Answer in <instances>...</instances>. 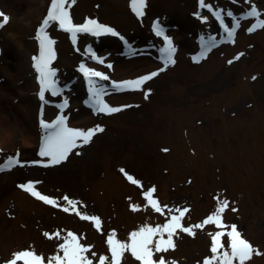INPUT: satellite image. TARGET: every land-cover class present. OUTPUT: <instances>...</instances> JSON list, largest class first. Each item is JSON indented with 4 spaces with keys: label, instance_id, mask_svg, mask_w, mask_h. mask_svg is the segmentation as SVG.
Instances as JSON below:
<instances>
[{
    "label": "rangeland",
    "instance_id": "1",
    "mask_svg": "<svg viewBox=\"0 0 264 264\" xmlns=\"http://www.w3.org/2000/svg\"><path fill=\"white\" fill-rule=\"evenodd\" d=\"M204 2L221 12L227 28L239 21L234 42L226 40L220 21L208 8L200 7L199 0H146L142 17L132 11L130 0H75L68 9L74 24L95 19L118 35L77 33L74 44L70 33L50 22L45 29L55 41L50 67L60 91L58 95L46 91L42 101L33 57L39 55L37 29L51 0L45 4L0 0V13L9 17L0 27V121L10 134L3 146L0 142V165L9 158L19 161L11 170L0 172V264L14 252L28 249L42 255L47 264L63 240L54 235L49 239L44 233L58 231L61 236L71 231L82 238L80 243L91 246L86 255L93 264H98L101 255L110 258L109 233L114 231L116 239L127 242L132 231L145 224L162 225L170 218L167 209L162 215L146 206L143 193L151 187L161 206L189 209L182 219L185 227L212 214L215 198L226 199L229 207L222 214L223 224L236 225L243 238L262 253L254 254L246 264H264V28L247 30L257 20L247 17L252 6L264 20V0ZM202 14L211 18V24L200 19ZM154 24L163 29L162 36L156 34ZM174 35L184 44L180 45L179 38L173 40ZM164 36L176 48L175 62L167 65L162 58L167 55L162 51ZM14 42L21 47H13ZM204 46L209 50L201 57ZM138 54L151 60L117 77L107 69L111 56ZM197 57H201L198 62ZM99 61L104 67L99 71L109 79L91 80L103 90V102L122 108L119 112L93 113L89 79L79 69L83 64L94 70ZM153 72L158 74L139 89L114 87ZM25 105L32 108L28 115ZM58 116L65 117L69 128L99 126L104 130L88 144L78 141L80 146L60 164L44 166L48 158L39 152L47 135L41 133L47 129L41 121L51 124ZM31 122L36 124L38 142L31 137ZM24 135L30 137L27 147ZM121 169L143 188L131 183ZM29 181H39L36 190L61 206H67L64 196L79 201L80 212L100 218V230L74 211L45 204L19 187ZM132 205L140 210L133 211ZM220 230L214 224L194 229V236L177 230L175 250L155 253L153 259L163 256L176 264H202L212 255L209 233ZM221 239L227 247V237ZM122 264L140 262L125 252Z\"/></svg>",
    "mask_w": 264,
    "mask_h": 264
},
{
    "label": "snow or ice",
    "instance_id": "2",
    "mask_svg": "<svg viewBox=\"0 0 264 264\" xmlns=\"http://www.w3.org/2000/svg\"><path fill=\"white\" fill-rule=\"evenodd\" d=\"M75 0H51L50 6L47 10V15L42 21L41 26L37 29L36 39L39 42V55L33 57V67L38 73V82L40 84L39 97L43 101L44 94L46 91H50L52 95H58L59 89L57 88L56 81L53 79L55 76V70L50 67L51 62L55 59L54 44L55 41L52 40L45 29L50 22H56L59 28L65 32L70 33V37L75 44L77 33H90L95 36H100L103 34H111L113 36L118 35L112 28L100 24L95 19L86 18L83 24L77 25L72 22V18L69 12V8ZM199 5L202 8H208L209 11L213 13L217 20L220 21L221 26L224 27L227 32V37L230 42L233 41L236 29L239 27V21L235 20L231 29L224 25V20L222 18L221 12L219 10H213L210 5L205 4L204 0H199ZM146 7V0H130V8L136 14L137 17H142L144 14V8ZM197 15H199L197 13ZM227 15L231 17L233 14L231 11L227 12ZM260 13L257 11L255 6H252L247 12V17L257 18L256 23H254L247 30L249 32L255 31L257 28H264V20L259 19ZM0 27H3L8 21L9 17L3 13H0ZM246 18V17H244ZM154 31L158 36L163 35V29L160 28L159 24L153 25ZM212 40L213 38H209ZM164 41L166 48L162 51L166 52L165 65L174 63L172 59V54L175 52V48L172 47L171 40L164 36ZM211 46H215L213 43ZM209 50V46H206L201 52V57H203ZM88 51H91L90 49ZM243 53L239 54L235 59H239ZM194 58L197 62L199 58ZM93 59H97L93 54ZM103 62V61H99ZM229 64L233 61H229ZM81 72L84 73L85 77L89 79V92L91 94V100L93 102L92 106L98 112H104L106 114L116 113L122 110L119 107H110L101 99L102 89H96L93 85L91 77H99L101 80H107L108 77L103 73L95 71L93 69L86 68L83 64L80 65ZM164 69H161L163 71ZM158 73L153 72L150 75L142 76L133 81H125L122 84L114 85V87L121 89H139L146 81L152 79ZM147 98V93H146ZM66 101L64 105L66 106ZM41 126L44 129H52L53 131L48 132L45 136L44 141L41 145L39 155L41 157H47L48 162L44 166H51L60 164L67 159L69 153L78 145V141H82V144H88L91 142L92 137L97 132H102L104 129L97 126L88 130H80L75 128L67 127L65 122V117L58 116L55 121L51 124L41 121ZM164 151H167L166 149ZM19 163L18 160L9 158V166H15ZM4 170L0 167V171ZM121 172H124L121 169ZM126 178L133 184H136L143 188V185L131 175L124 172ZM39 183L29 181L25 184L19 185L24 191L30 193L36 199L44 202L45 204L52 205L54 207H62L64 212L74 211L81 220L91 221L97 230L101 228V220L99 217L94 215H88L87 213H82L78 210L79 201L70 199L67 196L63 197L66 201L67 206H61L53 198L47 195L41 194L36 190L35 184ZM155 187L148 188L144 191V199L147 201L146 206H150L155 212L164 214V210L167 209L170 214V218L166 223L162 225H156L155 227L145 224L141 226L138 230L132 231L127 242L120 241L115 238V232H111L107 236L106 243L108 245V251L110 253V258L104 255L99 256L98 264H122V259L125 252H130L134 259L140 262V264H176L175 261H166L163 256L159 260H154L153 257L155 253L167 252L169 250H175L174 236L178 234L177 230L180 232L187 233L189 235H195L194 229H202L206 225L214 224L220 231L215 233H209L211 236V257H205L202 264H246L247 261L251 260L252 256L261 255L253 245L246 239L243 238L242 233L238 230L236 225H225L222 222V214L229 207V202L221 200L218 197L217 207L215 211L208 215L206 219L198 224L185 227L182 224V219L185 214L189 211L188 208H168L167 205L161 206L160 202L154 198ZM131 209L133 211L140 210L138 205H132ZM236 211V209H232ZM176 213H179L176 215ZM44 235L51 239L53 235L57 239H62L63 243L59 244L57 254L52 255L47 258V264H93V260L89 258L87 253L91 251V246H86L80 243L81 237H78L71 231H68L66 235L61 236L58 231L55 234L44 233ZM165 235L167 238L165 239ZM227 237V247L222 242V237ZM62 252V255L59 254ZM92 256H96V253H92ZM18 261H22L23 264H45V258L42 255L37 254L34 250H21L14 252L11 259L7 260L5 264H17Z\"/></svg>",
    "mask_w": 264,
    "mask_h": 264
},
{
    "label": "bare ground",
    "instance_id": "3",
    "mask_svg": "<svg viewBox=\"0 0 264 264\" xmlns=\"http://www.w3.org/2000/svg\"><path fill=\"white\" fill-rule=\"evenodd\" d=\"M36 1L40 2L41 4H45V0H36ZM199 17L201 20H203L207 24H211V22H210L211 18L208 17L207 15L202 14ZM9 38L13 39V36L9 35ZM172 38H173V40L179 38V41L181 39L178 35H174ZM183 40H184V38H183ZM176 43H178V42H176ZM183 44H184V41H180V45H183ZM16 45H17V47H21V44L19 42H14L13 47ZM138 56H139V54L137 56H131V57H126V58H111L112 56L110 57V55H109L110 59L108 60L109 63L107 64V69H109V71L113 77H117L121 73H123L124 71L130 69L132 66H135L136 64H141L143 62H148L151 60V58L148 56H141V57L140 56L138 57ZM102 64L103 63L96 65L95 67H97V68L94 70L101 72L105 76H107L105 74V72L99 71L100 68H104V67H102ZM95 67H93V68H95ZM108 79H109V77H108ZM23 109L25 110V114H27V115L29 114L28 112H32V108L31 107L27 108L26 105L23 106ZM35 117H36V114H35ZM34 125L36 127V124H34ZM30 126H33L32 122H31ZM35 127L33 126V133H31V137L35 138V140L37 141L38 135H37V132L35 130ZM9 137H10L9 131H7L6 128H3V121H0V142H1V146H3L10 139ZM29 138H30L29 136L27 137L25 135L22 137V142H23L24 146H26V147L30 145Z\"/></svg>",
    "mask_w": 264,
    "mask_h": 264
}]
</instances>
